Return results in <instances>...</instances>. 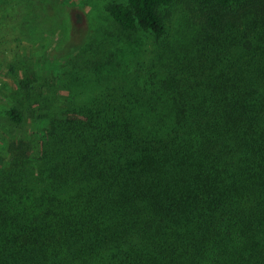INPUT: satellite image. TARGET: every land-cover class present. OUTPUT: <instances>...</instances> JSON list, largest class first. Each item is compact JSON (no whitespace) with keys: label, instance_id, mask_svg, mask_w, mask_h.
<instances>
[{"label":"trees","instance_id":"16d2710c","mask_svg":"<svg viewBox=\"0 0 264 264\" xmlns=\"http://www.w3.org/2000/svg\"><path fill=\"white\" fill-rule=\"evenodd\" d=\"M176 7L190 31L171 39ZM106 11L152 64L110 61L79 109L5 108L0 264H264V0Z\"/></svg>","mask_w":264,"mask_h":264},{"label":"rangeland","instance_id":"374dc122","mask_svg":"<svg viewBox=\"0 0 264 264\" xmlns=\"http://www.w3.org/2000/svg\"><path fill=\"white\" fill-rule=\"evenodd\" d=\"M124 2L0 0L1 161L9 157V143L19 137V129L10 132L5 126L7 106L19 105L26 115L42 103L51 113L79 109L101 89L99 86L108 85L110 61L113 65L152 64L155 49L150 40L130 43L114 35L106 7ZM189 21L185 10L174 8L168 21L171 39L179 30H189ZM49 122V127L39 124L42 136L56 127L57 119ZM27 142L35 152L36 141L27 138Z\"/></svg>","mask_w":264,"mask_h":264}]
</instances>
